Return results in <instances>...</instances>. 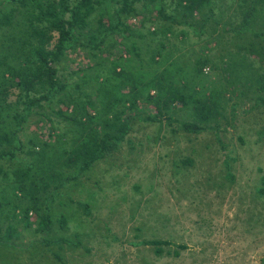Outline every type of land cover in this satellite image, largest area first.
<instances>
[{"label": "trees", "instance_id": "16d2710c", "mask_svg": "<svg viewBox=\"0 0 264 264\" xmlns=\"http://www.w3.org/2000/svg\"><path fill=\"white\" fill-rule=\"evenodd\" d=\"M218 10L220 0H0V241L49 233L56 190L117 153L134 118L214 131L223 93L207 88L224 57L209 55L211 41L241 51V106L264 114V0H230L227 17ZM151 26L211 41L194 58L164 57V42L142 52ZM179 111L189 117H169ZM140 244L157 257L171 245Z\"/></svg>", "mask_w": 264, "mask_h": 264}, {"label": "rangeland", "instance_id": "374dc122", "mask_svg": "<svg viewBox=\"0 0 264 264\" xmlns=\"http://www.w3.org/2000/svg\"><path fill=\"white\" fill-rule=\"evenodd\" d=\"M228 4L220 0L218 10L226 17ZM151 28L156 35L141 39L142 52L164 42V57L214 47L226 57L216 75L204 72L218 78L207 90L223 93V117L211 123L220 143L212 130L185 134L168 116L162 124L134 118L117 153L56 190L49 233L0 241V264H264V114L241 106V51L180 26L165 36ZM179 114L169 117H189ZM152 240L171 245L157 257L140 244Z\"/></svg>", "mask_w": 264, "mask_h": 264}, {"label": "crops", "instance_id": "0c3cea01", "mask_svg": "<svg viewBox=\"0 0 264 264\" xmlns=\"http://www.w3.org/2000/svg\"><path fill=\"white\" fill-rule=\"evenodd\" d=\"M216 47H217V46H216ZM229 47L232 48V46H227V47H226L225 45H223L221 48H222L223 50H228ZM214 48H215V47H214ZM214 48H213V49H214ZM213 49H211L210 52H211ZM214 50H215V49H214ZM215 52H216V53H215ZM215 52H214L215 54H214V53L212 54V52H211V57L214 56V55H218V57H219V55H220L221 52L218 51V50L215 51ZM223 61H224V63H226V58H225V57H224Z\"/></svg>", "mask_w": 264, "mask_h": 264}, {"label": "built area", "instance_id": "2783aa9c", "mask_svg": "<svg viewBox=\"0 0 264 264\" xmlns=\"http://www.w3.org/2000/svg\"><path fill=\"white\" fill-rule=\"evenodd\" d=\"M204 72H206V69H204Z\"/></svg>", "mask_w": 264, "mask_h": 264}]
</instances>
